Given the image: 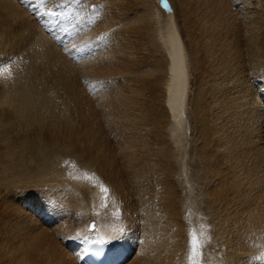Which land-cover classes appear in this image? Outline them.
<instances>
[{
    "label": "bare ground",
    "instance_id": "obj_1",
    "mask_svg": "<svg viewBox=\"0 0 264 264\" xmlns=\"http://www.w3.org/2000/svg\"><path fill=\"white\" fill-rule=\"evenodd\" d=\"M50 1L55 14L44 12L42 25L23 0H0V264H79L91 241L115 239L119 264H192L190 223L206 249L198 264H264L252 259L264 253V0L249 8L234 0L241 14L230 0L183 1L197 71L201 193L193 205L180 177L192 172L173 138L186 139L173 23L172 55L146 56L152 0L140 2L144 10L139 0H75L70 23L60 0ZM9 43L65 83L67 100L51 99L16 61L6 68ZM165 68L168 133L148 93ZM86 79L101 83L99 105Z\"/></svg>",
    "mask_w": 264,
    "mask_h": 264
},
{
    "label": "rangeland",
    "instance_id": "obj_2",
    "mask_svg": "<svg viewBox=\"0 0 264 264\" xmlns=\"http://www.w3.org/2000/svg\"><path fill=\"white\" fill-rule=\"evenodd\" d=\"M49 1L47 0V3L50 4V2H51V4H52V1H50V2ZM63 1L64 0H60L59 2H60V6H62L64 8V6L61 4V2H63ZM68 1L70 2L69 4H70V6H71V8L73 10L68 14L67 18L64 15H63V18L65 19V21L67 20V22L70 23V21L73 19V16L75 15V13L77 14V8L80 5V3L79 4H76L74 2L75 0H68ZM142 1H144V0H139L138 1V5H136V6L139 7L140 10H144L143 9V5L140 6V2H142ZM152 1H153V3L156 6V11H159V12H157L159 14H156V11L155 10H154L155 13H153L154 12L153 10H150L149 11V15L153 18V23H152L153 24V28L151 29V31H148V35H149L148 39L149 40H147V41H148V43L150 44L151 47L150 46L148 47V45L146 43H144V46L141 49L144 48L143 49V52L145 51L146 54L147 53L148 54L149 53H155L158 57L160 55H163V52L164 51H166V52L168 51V52H170V55H172V47H170V45H168L169 44V41H168L169 38H168V36L170 34V31H171L170 28H171V25H172L170 23H173V26L172 27L174 28V30H176L175 31V34L177 35V37L179 39V43H180L179 44L180 45V50L179 51L182 52V53H179V51L177 50V53L179 54V57L177 56V58L180 60V63L182 62L181 64H183V68L185 69V70L183 69L185 72L183 71L184 72L183 73L184 76L182 75V81L180 82V86L182 88L181 91H182V93L184 95V97H183L184 98V117H185L184 129H185V132H186V136H184V138H186V139L185 140H182L178 136H176V137L173 136V138L177 142L176 144L178 145L179 151L181 152L180 153L181 154V159L186 164V170H187V172H189V173L192 172L191 173V176H190L191 179H189L188 177L184 176V174H182L180 177L183 178V181L185 182V184L187 186V188L184 189L188 193V201L187 202L190 205H193L196 202L197 198L198 197L200 198V193H201L200 190H201V187H199L200 186L199 185L200 184L199 179L201 177V173H200V169L198 170L197 168H195L198 164H200V159L198 158L199 157L198 156V146L199 145H198L197 138H196L197 127H196V121H195L194 114H193V102H194V99H195V92H196L195 90H196V86H197V73H196L197 71L195 70L196 67L193 66L195 64V62H194V55H193V53H194V44H193V41L191 39V36H190V33H189V29H188V26H187L188 23H187L186 18L188 17L187 16L188 13H186V10L184 9V4H186L187 7L190 9L191 8V3L187 2V1L183 2L184 0H169L170 1V4H171V7L173 8L172 11H171L172 15H169V13L166 12V10H164L163 8H161L159 0H152ZM230 1H231V5H232V8L233 9H235L236 11H239V9H240V11H239L240 14H241L242 10H247L244 6H242L243 9H242L241 6H238L237 3L234 0H230ZM71 2H72V4H71ZM244 2L247 4V7L248 8L252 4L251 3L252 1L251 2H248V0H244ZM57 4L59 5V3H57ZM240 4H242V3H240ZM73 6H76V7H73ZM250 9H252V7H250ZM64 10H65V8H64ZM154 16H155V18H154ZM63 22H64V20H63ZM9 30L16 31L17 29H15V27H13L12 29H9ZM66 31H68V29H65V34H64L65 37H66V34H67L68 37L72 35V32L71 31L70 32H67V33H66ZM167 33H169V34H167ZM140 34L141 35H139L138 38L140 39V37H142L141 39H144V33H140ZM159 34H160V36H159ZM165 44H166V46H165ZM1 46H0V48L4 47L5 44H3L2 47ZM8 46H10V47H8ZM160 46H162V47H160ZM148 48H149V50H148ZM165 48H168L169 50L168 49L166 50ZM9 50L11 52L10 53V60H5L4 61L6 63V65H5L6 68L7 67L11 68L12 67V63H15L13 61H16L20 65L19 67H21L22 70L25 71L26 76L29 77V78H32V81H33V83L35 85H38L39 84L42 89H44V90H46V91H48L50 93V98L51 99H54V100L56 99L58 101V100L61 99L60 95H62L67 100V97L66 96H67V92L68 91H67V87H66L65 83H61V86H63L64 89H66V91L61 86L57 85V82H54L52 80L53 79V73L50 72L47 67L45 68V66L40 61H36L35 59H33L32 54L29 51L14 52L15 51V47H12L11 48V44L10 43L7 44V50L6 51H9ZM78 53H79V55L82 56L84 52L81 50ZM160 53H162V54H160ZM148 54L146 56H148ZM3 57H5V55H3ZM32 65H33V67H32ZM34 65H36V66H34ZM146 67L147 66H144V68H146ZM9 68H8L9 71H5L4 72L5 75H9L10 74L9 72H11V69H9ZM168 76H169V74L167 73V69L165 68L164 71L161 73V79H162V81H161V79L158 80V84L159 85L158 84L157 85L155 84L153 86V88H151L150 91H148V93L150 95H152V97L154 99V105L156 106L155 107L156 110L158 111L160 109L159 112H156V110H153V114L154 115H158L157 113H160L158 116L155 117L152 113L151 114L153 115V117L155 118V120L157 118V121L161 125V129L162 130L164 129L162 131L163 133H168L169 131H167V130H171L169 128H172L171 121L173 120V117H171V116L169 117V115H165V114H167V113H165V111H166L165 108L166 107L163 106L164 103H165L164 101H166V93H167L166 91L168 89V81H167ZM0 82H1L0 83V88L2 89L5 85H4V82L3 81H0ZM96 86L97 85H95L94 92H91L89 90V84H88L87 85V90H88V93L92 97H94V98H92V101L95 104L97 103V105H99V97H101V96H99V94H100L101 90L100 91L98 90V88H100V87H97V89H96ZM164 90H165V92H164ZM159 94L162 95L163 101H162V98H161V96ZM159 96H160V99L161 100L158 99ZM160 102L161 103L163 102V105H161ZM158 105H159V107H158ZM68 108H69V110L67 112L68 115L67 114L66 115L67 116H71L70 114H73L74 115L75 112L73 111V109H71L70 106ZM161 108H163V109H161ZM71 110H72V113H71ZM182 111H183V109H182ZM161 112L164 114V116L161 114ZM158 117L160 119H158ZM162 117H164L163 118V121L161 119ZM167 117H168V119H167ZM175 118H177V116ZM159 129H160V127H159ZM110 134H111V136H113V133H110ZM187 139H188V141H187ZM70 159L71 158H69V155H68L65 160L68 161V162H70L69 161ZM181 190L182 189L179 188L177 190L178 193H182V194L184 193L183 196L186 197L187 196V193L184 190H182V192H180ZM194 196H196V198ZM207 216H209V215L207 214ZM191 218H193V215H192ZM187 227L190 230L189 232H187L188 235L190 236V232L192 230V227H194V226H193L192 223H190V225L187 226ZM208 230H210V227L208 228ZM210 235H212V232H211ZM202 250H203V247L199 251H202ZM202 253L203 254L206 253V249H204L202 251ZM198 256H199V254L195 257L196 261H198L201 258V255H200V257H198Z\"/></svg>",
    "mask_w": 264,
    "mask_h": 264
},
{
    "label": "snow or ice",
    "instance_id": "obj_3",
    "mask_svg": "<svg viewBox=\"0 0 264 264\" xmlns=\"http://www.w3.org/2000/svg\"><path fill=\"white\" fill-rule=\"evenodd\" d=\"M104 191H108L107 188L103 189ZM93 228L95 227L94 225L92 226ZM210 240V237H209ZM203 243L201 242L197 232L195 229H192L190 232V249H191V257L190 259L192 260V264H198L196 261L195 257L199 255H203L202 251H199L202 249ZM252 259H261L264 260V253L261 254L260 257H253Z\"/></svg>",
    "mask_w": 264,
    "mask_h": 264
},
{
    "label": "water",
    "instance_id": "obj_4",
    "mask_svg": "<svg viewBox=\"0 0 264 264\" xmlns=\"http://www.w3.org/2000/svg\"><path fill=\"white\" fill-rule=\"evenodd\" d=\"M161 5L166 8L168 12L172 11L171 5L168 0H161Z\"/></svg>",
    "mask_w": 264,
    "mask_h": 264
}]
</instances>
